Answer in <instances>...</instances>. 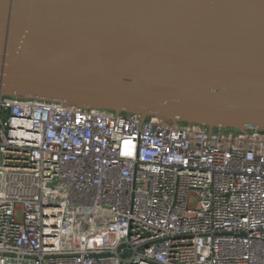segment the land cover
<instances>
[{
    "label": "built area",
    "instance_id": "obj_1",
    "mask_svg": "<svg viewBox=\"0 0 264 264\" xmlns=\"http://www.w3.org/2000/svg\"><path fill=\"white\" fill-rule=\"evenodd\" d=\"M0 264H264V131L0 96Z\"/></svg>",
    "mask_w": 264,
    "mask_h": 264
},
{
    "label": "water",
    "instance_id": "obj_2",
    "mask_svg": "<svg viewBox=\"0 0 264 264\" xmlns=\"http://www.w3.org/2000/svg\"><path fill=\"white\" fill-rule=\"evenodd\" d=\"M264 131V0H0V96Z\"/></svg>",
    "mask_w": 264,
    "mask_h": 264
}]
</instances>
